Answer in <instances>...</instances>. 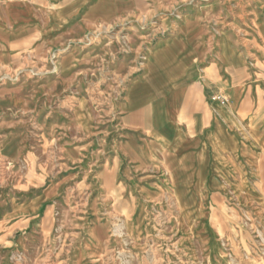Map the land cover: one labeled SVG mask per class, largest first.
Masks as SVG:
<instances>
[{
	"label": "rangeland",
	"instance_id": "374dc122",
	"mask_svg": "<svg viewBox=\"0 0 264 264\" xmlns=\"http://www.w3.org/2000/svg\"><path fill=\"white\" fill-rule=\"evenodd\" d=\"M137 4L133 20L0 55V264H264V145L257 168L217 139L198 186L191 154L130 171L119 150L120 104L161 40L201 26L218 82L258 81L264 0Z\"/></svg>",
	"mask_w": 264,
	"mask_h": 264
},
{
	"label": "crops",
	"instance_id": "0c3cea01",
	"mask_svg": "<svg viewBox=\"0 0 264 264\" xmlns=\"http://www.w3.org/2000/svg\"><path fill=\"white\" fill-rule=\"evenodd\" d=\"M137 5V0H0V55L19 53L40 40L71 41L74 33L133 20ZM182 32L148 53L144 71L130 82L120 104L125 132L119 150L130 171L144 170L155 160L161 164L170 155L191 154L193 183L203 180L205 185L210 173L202 175V166L210 165L213 156L216 171L215 142L221 138L233 150L222 156H237L258 168L264 145V57L257 82H218L216 37L201 26ZM220 59V69L232 72L235 65L225 43ZM236 65L248 75L243 62Z\"/></svg>",
	"mask_w": 264,
	"mask_h": 264
}]
</instances>
